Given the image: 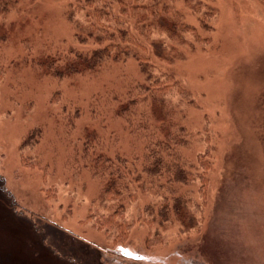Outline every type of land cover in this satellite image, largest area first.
<instances>
[{"label": "rangeland", "instance_id": "374dc122", "mask_svg": "<svg viewBox=\"0 0 264 264\" xmlns=\"http://www.w3.org/2000/svg\"><path fill=\"white\" fill-rule=\"evenodd\" d=\"M73 1L21 0L0 12V264H264V0H166L196 31L168 60L149 48L148 71L190 95L174 97L185 116L173 121L189 130L187 161L210 145L212 165L189 168L195 179L177 186L186 215L165 222L153 187L107 197L79 155L87 133L109 139L112 129L127 152L144 150L111 107L114 93L146 79L138 61L63 79L36 65L75 44ZM117 211L134 222L125 243L95 224Z\"/></svg>", "mask_w": 264, "mask_h": 264}, {"label": "trees", "instance_id": "16d2710c", "mask_svg": "<svg viewBox=\"0 0 264 264\" xmlns=\"http://www.w3.org/2000/svg\"><path fill=\"white\" fill-rule=\"evenodd\" d=\"M20 1L0 0V12H7L11 4ZM196 6L201 9L200 4ZM66 14L74 27L75 44L67 45L68 49L50 51L38 60V67L45 65V72L63 79L96 73L110 61L133 59L138 61L143 73L146 72V79L131 82L125 95L114 93L111 96L116 102L111 106L115 118L122 119L128 134L145 141L144 150L127 152L122 144L118 145L120 138L113 129L107 134L109 139L95 132L87 133L79 153L84 167L91 168L99 180L102 178L107 197H119L132 184L144 182L155 189L156 195L161 194L164 202L158 214L162 222L169 221L172 214L184 217L186 214L183 215L184 209L180 206L190 201L182 202L185 197L177 191V186L188 185L195 179V173L189 168L196 165L210 168L212 161L206 159L210 156V145L197 156L196 163L187 161L183 150L189 144V130L184 123L179 125L173 121L179 119L175 114L185 116V111L172 106V101L175 96L193 100L184 90L175 95L176 83L170 76L152 77L153 67L149 72L146 53L152 48L157 58L168 60L169 53H175V45L185 44L186 34L196 29L166 0H75L69 4ZM207 19L206 13L200 18L201 24L206 26ZM195 38L198 40L197 35ZM90 108L94 115L100 113L97 106ZM75 114L80 116L79 107ZM36 134L34 131L32 136ZM135 143L137 141L133 140L132 149ZM208 169L200 177L205 183H208ZM95 224L99 229L106 228V232L112 230L120 243L127 241L134 227V222L124 219L120 211L98 215Z\"/></svg>", "mask_w": 264, "mask_h": 264}]
</instances>
